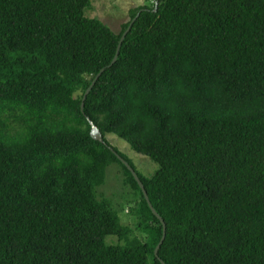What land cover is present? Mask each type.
<instances>
[{"label":"trees","instance_id":"16d2710c","mask_svg":"<svg viewBox=\"0 0 264 264\" xmlns=\"http://www.w3.org/2000/svg\"><path fill=\"white\" fill-rule=\"evenodd\" d=\"M145 1L115 34L90 0H0V264H264V0Z\"/></svg>","mask_w":264,"mask_h":264},{"label":"rangeland","instance_id":"374dc122","mask_svg":"<svg viewBox=\"0 0 264 264\" xmlns=\"http://www.w3.org/2000/svg\"><path fill=\"white\" fill-rule=\"evenodd\" d=\"M145 0H90V7L85 9L84 16L96 18L104 23L109 29L117 34L121 26L129 20L128 11L142 6ZM106 140L110 146L121 152L141 175L150 177L156 170L157 165L147 157L133 152L127 143L114 135H107ZM97 196L112 201L119 213L120 223L130 228L135 227V217L130 215L129 209L134 206V196L131 188L124 183V176L119 166L112 164L106 169L105 182L96 189ZM135 232V231H134ZM138 236V233L135 232ZM106 244H116L115 237H107Z\"/></svg>","mask_w":264,"mask_h":264},{"label":"water","instance_id":"95a60500","mask_svg":"<svg viewBox=\"0 0 264 264\" xmlns=\"http://www.w3.org/2000/svg\"><path fill=\"white\" fill-rule=\"evenodd\" d=\"M136 17L129 23L127 29L125 30V32L122 34V36L120 37V40L118 42V46L116 48V52H115V55H114V58L111 62V64H113L115 61H116V58H117V55H118V52H119V49H120V46L126 36V34L128 33V31L130 30L131 28V25L133 24V22L135 21ZM104 69H101L99 71V73L95 76V78L92 80V82L90 83V85L88 86V88L85 90L84 94H83V97H82V100H81V104H80V111L82 112L83 111V106H84V101L86 99V96L88 95V93L90 92L91 88L93 87V85L95 84L96 80L98 79V77L101 75V73L103 72ZM89 125H90V137L92 140L96 141V142H99L101 144H104V140H103V137L101 136L99 130L93 125V123L91 121H88ZM109 150H111L113 152V154L118 158V160L127 168V170L130 172V174L132 175L133 179L136 181L143 197H144V200L146 201L147 203V206L148 208L150 209V211L152 212V214L159 220L161 226H162V236H161V239L159 241V243L157 244L156 248L154 249V256L157 257V253H158V250L164 240V237H165V225H164V222L162 221V219L156 214V212L153 210L152 206L150 205L149 201H148V198H147V195H146V192L140 182V180L138 179L136 173L134 172V170L128 165V163H126V161H124L121 157H119L113 150L111 147H108Z\"/></svg>","mask_w":264,"mask_h":264}]
</instances>
